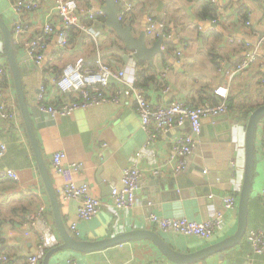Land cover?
I'll use <instances>...</instances> for the list:
<instances>
[{"label":"crops","instance_id":"obj_1","mask_svg":"<svg viewBox=\"0 0 264 264\" xmlns=\"http://www.w3.org/2000/svg\"><path fill=\"white\" fill-rule=\"evenodd\" d=\"M39 1L38 8L27 10L21 16L29 30L26 36L35 35L52 13V0ZM209 1L218 8L215 19L202 17L201 0H138L133 12L123 22L132 27L137 37L145 29L147 13L163 14L175 43L179 40L185 44L180 61L174 57L172 50L156 54L152 63L143 60L153 80L144 81L145 86L142 88L152 102L167 104L177 99L193 107L206 101L217 102L214 89L221 83L225 73V70H220L221 67H232L244 58L247 51H256L264 59V0ZM121 2L115 0L116 6L119 7ZM78 3L82 7L88 4L97 7L104 5L102 0H78ZM79 15L80 20L88 24L91 30H73L66 48L58 46V35L54 33L46 51L45 69L26 56L23 47L16 44L13 36L22 67L26 99L32 107L38 105V93L42 85L46 87L45 101L48 104H59L71 98L55 87L52 78L78 58L84 57L93 63L97 56H101L112 68H124L127 72L124 83L112 84V87L119 86L123 90L120 103H100L68 116H52L53 122L47 120L44 126L36 127L57 191L63 184V177L53 170V153L64 150L70 161L82 162L84 165L83 170L76 174V179L89 183L92 193L104 201V206L93 219L78 222L79 233L76 236L97 240L133 229H151L161 234L174 249L190 253L232 235L238 226V205L227 212L223 227L210 240L163 231L150 224L148 217L151 213H157L201 222L222 207L227 195H238L239 202L245 178L246 124L251 112L264 104V70L256 64L232 79L227 98L230 111L219 117L204 119L202 132L193 135L195 149L188 157L187 168L182 173L174 172L176 164L171 158L174 155L172 144L180 134L192 133L190 125L186 123L182 127L160 132L152 144L156 152L154 159L145 151L137 160V165L143 171L137 193L138 205L132 209L119 210L111 200L112 187L122 184L124 168L131 164L139 151L148 147L146 131L135 109L133 89L137 85L140 61L125 49L124 40L108 28L107 16L90 20L83 13ZM0 16L13 35V25L20 16L9 0H0ZM157 39L147 36L148 46ZM21 40L25 38L21 37ZM0 65L6 68L11 77L10 90L18 104L1 28ZM165 69H169L168 75L162 79L160 73ZM0 82L2 84V79ZM166 84L170 86L167 92L164 91ZM213 98L216 100L213 101ZM19 111L17 122L0 119V139L8 145L7 153L0 159V169L13 168L20 175L18 181L8 178L0 180V248L6 249L13 264H25L28 256L39 246V237L35 233L26 234L24 222L26 214L40 206H46L45 215L50 216L53 222L52 236L61 243L49 195ZM263 121L256 136L255 175L247 233L236 246L195 263L264 264V250L254 253L249 238L251 230L264 232V207L261 203L264 189ZM154 168L160 171L157 176L153 174ZM170 182H174V185L170 186ZM60 202L69 228V219L77 213L79 202L61 199ZM69 258L76 259L80 264H175L150 239L125 241L90 252L65 249L54 254L49 264H67Z\"/></svg>","mask_w":264,"mask_h":264},{"label":"built area","instance_id":"obj_2","mask_svg":"<svg viewBox=\"0 0 264 264\" xmlns=\"http://www.w3.org/2000/svg\"><path fill=\"white\" fill-rule=\"evenodd\" d=\"M13 9L20 16L13 25V36L17 45L23 47L28 58L32 59L37 66L44 68V59L49 46L50 37L56 33L58 35V46L66 48L69 45L70 32L75 29L90 31L89 25L80 20V13L87 15L90 20H95L99 16H105L102 6L90 5L82 7L77 0H52V13L48 15L42 27L33 36H26L28 28L21 20V16L27 10L36 9L40 5L39 0H9ZM103 2L105 0H102ZM118 19L124 22L126 17L135 9L138 0H121ZM53 15L58 24L53 22ZM248 24L250 22L248 21ZM145 30L148 36L162 38L164 44L162 50L168 49L167 43L173 41V33L168 23L164 20V15H156L153 12L146 14ZM25 38V40H21ZM177 48L173 55L179 61L183 54L185 44L176 41ZM98 57V58H97ZM92 62L79 58L75 62L68 64L61 75L56 74L52 82L62 93L71 98L59 103L48 104L45 101L46 87L42 85L38 93V107L41 111L50 113L53 117L68 116L80 109H87L100 103H120L123 93L122 88L113 86V83H124L127 72L124 68H112L106 64L101 56H97ZM259 64L264 70V59L255 51H247L244 58L232 67L224 68L225 70L221 83L214 89V94L218 101H206L199 106L193 107L181 100H172L170 103L152 102L145 89L135 85L133 87L136 100V112L141 118V124L147 134L148 147L139 151L136 157L132 159L129 166L123 170L122 184L114 185L111 191V200L113 205L119 210H128L138 205L137 193L141 187L143 171L137 165L139 157L148 154L154 159L156 152L152 144L160 132H167L176 127H182L188 123L191 127V134H180L172 144L174 155L172 160L176 164L174 172L182 173L187 168L188 157L195 149L194 134H200L203 130V121L205 118L216 117L230 111L227 102L229 86L232 79L250 69L252 66ZM168 70H163L160 75L166 79ZM52 69H50V72ZM0 119L8 122H17L20 116V109L14 93L11 89V77L3 65H0ZM264 83V79H263ZM170 90L168 84L165 85L164 91ZM264 128V121L262 122ZM8 151V145L0 139V159ZM53 170L63 177V184L58 189L61 200H77L79 202L77 213L69 219V230L77 235L78 222L90 221L93 219L104 206V201L100 196L92 193L91 187L87 182H80L76 179V174L83 170V163L70 161L64 150H57L53 153L52 161ZM159 169L154 168L153 174L157 176ZM12 179L18 181L19 173L13 168H1V179ZM261 203L264 207V189L262 191ZM238 205V195L231 193L224 198L223 205L217 209L213 216L204 221H193L186 217L175 218L151 213L148 217L150 224L158 227L163 231H173L189 236H197L210 240L214 234L220 230L225 222L226 214ZM46 206H40L26 214L24 222L27 227L26 234L35 233L39 239L37 250L31 253L28 258V264H42L47 248H52L59 244V239L52 236L50 216L45 215ZM249 238L252 241L254 253L264 250V232L262 230L249 231ZM0 264H12V259L5 248H0ZM67 264H80L76 259L69 258ZM151 264H165L155 262ZM198 264V263H193Z\"/></svg>","mask_w":264,"mask_h":264},{"label":"water","instance_id":"obj_3","mask_svg":"<svg viewBox=\"0 0 264 264\" xmlns=\"http://www.w3.org/2000/svg\"><path fill=\"white\" fill-rule=\"evenodd\" d=\"M121 6L122 2L121 5L119 4V7H117L115 0L104 1V5L102 7L105 12V16H107L108 28L112 29L117 37L124 40L125 49L127 51H131L132 56H134L138 61L149 60L152 63L154 56L163 52L162 45L164 44V40L162 38H158L153 45L148 46V34L145 29L142 30L136 37L132 31V27L129 24H124L118 19ZM0 28L4 34L7 59L16 87V94L21 115L26 125L41 177L49 195L56 228L61 238V243L49 249L44 255V264H49L50 258L54 254L65 249L90 252L105 249L109 246L125 241L140 239L152 240L163 255L175 264H193L196 261L202 260L214 253L225 252L241 242V240L245 237L249 226V202L253 189L256 163V136L260 122L264 119V104H261L251 112L246 124L245 178L238 202V226L232 235L190 253H184L174 249L161 236V234L151 229H133L125 233L97 240L82 239L71 233L65 223L59 194L44 158L36 131V127L40 128L45 125L44 121L48 120V122H53L54 120H52V115L50 113L41 111L37 105L32 107L28 103L23 84L22 67L18 60L17 52L14 46L12 30L1 16ZM173 185L174 182H170V186Z\"/></svg>","mask_w":264,"mask_h":264},{"label":"trees","instance_id":"obj_4","mask_svg":"<svg viewBox=\"0 0 264 264\" xmlns=\"http://www.w3.org/2000/svg\"><path fill=\"white\" fill-rule=\"evenodd\" d=\"M89 5L90 4H88L86 6H89ZM200 9H201V14H202V17L203 18H206V17H208L207 19H215L216 18L215 16H216V14L218 12L217 11L218 8L215 7V4L212 3L211 1H209V0H201V7H200ZM102 17H104V16H99L98 18H102ZM98 18H96V19H98ZM71 33H72V31L70 32V34ZM167 46H168V49H167L168 51H171V50L174 51L177 48L178 43H175V41L173 40V41L167 43ZM138 66H139V70H138V74H137L138 75V80L136 81V84L138 86L143 87V86H145V84L143 82L144 81L146 82L147 80H153V77H152V75H149V73L147 72L148 68H146L145 62L140 61L138 63ZM57 73H58V75H61L63 73V71L62 72L60 71V73L59 72H57ZM263 79H262V83H263ZM212 100L214 101L216 99L213 98ZM246 115H245V118H246ZM49 249L50 248H47L46 249V252ZM46 252H45V254H46ZM25 264H28V262H26Z\"/></svg>","mask_w":264,"mask_h":264},{"label":"rangeland","instance_id":"obj_5","mask_svg":"<svg viewBox=\"0 0 264 264\" xmlns=\"http://www.w3.org/2000/svg\"><path fill=\"white\" fill-rule=\"evenodd\" d=\"M83 58H84V57H83ZM78 59H79V58H78ZM66 67H67V66H66ZM66 67H65V68H66ZM65 68H64V69H65ZM221 81H222V80H221ZM263 84H264V83H263ZM230 109H231V108H230Z\"/></svg>","mask_w":264,"mask_h":264}]
</instances>
